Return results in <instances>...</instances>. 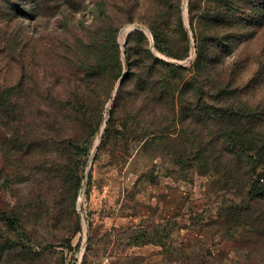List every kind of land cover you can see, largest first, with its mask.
<instances>
[{"label": "rangeland", "instance_id": "374dc122", "mask_svg": "<svg viewBox=\"0 0 264 264\" xmlns=\"http://www.w3.org/2000/svg\"><path fill=\"white\" fill-rule=\"evenodd\" d=\"M0 87V264H264V0H0ZM214 121L256 142L237 182Z\"/></svg>", "mask_w": 264, "mask_h": 264}, {"label": "trees", "instance_id": "16d2710c", "mask_svg": "<svg viewBox=\"0 0 264 264\" xmlns=\"http://www.w3.org/2000/svg\"><path fill=\"white\" fill-rule=\"evenodd\" d=\"M129 72L134 73V64L132 63V60L129 59ZM129 76V75H128ZM128 76H126L125 80H123V86L126 80L128 79ZM140 81H143L141 84L135 83L134 89H141V92L148 93L147 95L152 96V103L156 104V107L158 103H163L162 99L163 96L157 95V92L154 90V82L153 78L151 76L147 77H139ZM121 86V88L123 87ZM17 92L9 91V89H2L0 87V123L1 124H11L14 123V120L16 121L19 119L18 112L19 110L15 108H11V100L17 97ZM157 95V96H156ZM31 98H34L36 94L31 93L29 95ZM133 96L132 92H130V95L127 97H117L115 100V103L113 107L110 110V118L111 120L116 115L117 109L121 106L122 101L124 100L126 102L129 101V98ZM71 98H75V101L78 104L84 103L85 99L87 98V95L84 92H75L71 94ZM150 100V97H146V100ZM17 103V102H16ZM107 107V106H106ZM154 109V108H153ZM158 112V110L156 111ZM162 112V111H160ZM158 112V113H160ZM21 113V112H20ZM24 116V114H21ZM8 122V123H7ZM110 122V121H109ZM216 125H213L216 128V132L214 133V137L211 140H207L206 136H201L197 139H195L192 143L193 145H196L199 149V161L202 164L209 163L212 164L215 170L220 173V171H224L225 174H227V178L233 179V181H239L238 175L241 176V174H236V168H240L242 164H247L251 167L255 166V162L250 157L251 151L254 149L256 142L255 140H252V137L250 136L247 140H244L240 135L236 134L235 131L229 130L230 128L227 126H220L223 122H216L214 121ZM161 127V125H160ZM207 151L211 152L212 155H209V157L205 158L204 155H206ZM179 161L181 163L184 162L183 158H179ZM252 172H248V183L250 185V196L251 200L253 202H257V205H262L264 203V186L261 184L259 180L256 182H253V174ZM264 182V179H261ZM247 183V182H246ZM262 202V203H261ZM263 211V210H262ZM259 214V210L256 211ZM264 212V211H263ZM255 216V214L253 215ZM261 217V216H260ZM0 220L5 221L9 225H14L16 221L9 216H7L5 213L0 211Z\"/></svg>", "mask_w": 264, "mask_h": 264}]
</instances>
